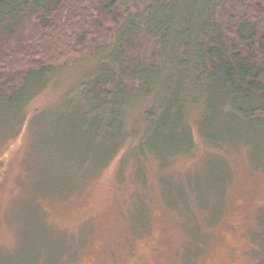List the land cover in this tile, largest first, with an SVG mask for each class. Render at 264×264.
<instances>
[{
    "label": "rangeland",
    "instance_id": "374dc122",
    "mask_svg": "<svg viewBox=\"0 0 264 264\" xmlns=\"http://www.w3.org/2000/svg\"><path fill=\"white\" fill-rule=\"evenodd\" d=\"M96 64L69 60L30 81L26 105L0 107V264H264V129L226 137L199 104L192 150L134 147L139 104L109 163L116 149L75 142L86 124L66 111Z\"/></svg>",
    "mask_w": 264,
    "mask_h": 264
},
{
    "label": "trees",
    "instance_id": "16d2710c",
    "mask_svg": "<svg viewBox=\"0 0 264 264\" xmlns=\"http://www.w3.org/2000/svg\"><path fill=\"white\" fill-rule=\"evenodd\" d=\"M78 58L97 64L66 94V111L86 124L74 141L104 140L116 149L109 163L139 104L149 105L134 147L192 150L188 116L199 104L226 137L236 122L264 129V0H0V107L26 105L31 80Z\"/></svg>",
    "mask_w": 264,
    "mask_h": 264
}]
</instances>
